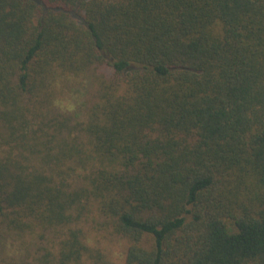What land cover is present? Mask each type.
<instances>
[{"label":"trees","instance_id":"1","mask_svg":"<svg viewBox=\"0 0 264 264\" xmlns=\"http://www.w3.org/2000/svg\"><path fill=\"white\" fill-rule=\"evenodd\" d=\"M93 215L126 264H264V0H0V245L113 264Z\"/></svg>","mask_w":264,"mask_h":264},{"label":"rangeland","instance_id":"2","mask_svg":"<svg viewBox=\"0 0 264 264\" xmlns=\"http://www.w3.org/2000/svg\"><path fill=\"white\" fill-rule=\"evenodd\" d=\"M112 72V69L108 66L93 68L87 76L80 78L72 85L61 101L60 106L56 109L72 118L73 121L85 119L89 109L96 101L98 91L96 78L103 74L110 75ZM93 216L94 218L90 216L85 223V228L92 244L101 248L113 264H126L127 240L113 234L104 218ZM49 237L50 235L45 238L41 236L25 238L27 244L30 245L29 251L26 250V244L19 236L2 240L0 245V264H4L11 259L19 264H27L26 261H33L35 255H40L48 247H52Z\"/></svg>","mask_w":264,"mask_h":264}]
</instances>
